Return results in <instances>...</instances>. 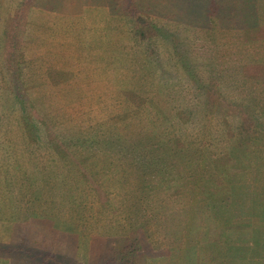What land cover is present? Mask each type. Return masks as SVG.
<instances>
[{"label":"rangeland","instance_id":"rangeland-1","mask_svg":"<svg viewBox=\"0 0 264 264\" xmlns=\"http://www.w3.org/2000/svg\"><path fill=\"white\" fill-rule=\"evenodd\" d=\"M20 2L0 0V67L6 56L5 21L15 14ZM39 4L29 8L22 20L25 85L30 87L34 100H44L40 105L46 111L37 106L49 123L65 131H83V135L71 137L69 144L83 160L86 173L92 174L109 193L116 218L129 225L130 221L120 213V205L139 184L140 191L158 184L153 177L144 180L138 174L139 167L118 153H124L121 147L128 145L125 139L116 136L103 146L89 140L93 137L91 130H101L105 136L107 126L113 123L119 132V127L130 119L124 117L123 109L145 103L132 92H140L142 97L145 92L156 104L150 108L163 112L162 116L153 115L154 122L141 116L143 120L136 124L141 132L156 135L149 141L150 150L159 151L153 144L165 139L161 135L169 132L172 139L179 134L183 138L174 141V145L182 147L194 142L206 152L200 162H183L187 171L205 169L219 173L229 168L225 151L232 149L235 159L241 155L245 160L246 184L255 183L256 191H264V143L249 139L237 116L208 110V91L202 86L214 82L210 85L229 101L241 104L264 121V41L250 42L244 38L243 30L211 26L210 22L179 27L159 17L160 7L153 4V18L170 26V35L157 37L152 54L146 43L139 44L132 38L126 19L109 14L108 0H42ZM147 69L152 73L150 77L144 72ZM1 84L0 80V241L8 242L16 235L25 244L43 241L55 231L51 222L56 217L60 218V226L73 224L79 230L85 226L89 238H99L93 240L97 247L102 244V236L121 234V227L109 228L110 215L105 213L113 211L103 212L97 203L92 204L95 198L86 180L77 176L79 169L72 161L65 168L54 148L30 141L29 132L16 117L21 114L20 107H15ZM129 111L126 115L133 120L141 115L139 110ZM165 113L167 117L163 118ZM255 152L259 153L258 158ZM252 176L256 179L253 182ZM168 197L153 200L157 206L152 207V215L167 212L166 203L168 209H186L185 199ZM174 224L164 221L152 227L151 249L163 253L168 250V254L142 258L140 264H174L172 256L182 250L181 242H174L178 229ZM184 231L181 228L182 235ZM260 235L263 241L264 236ZM182 242L187 244L186 238ZM225 245L217 254V262L222 264L228 261L230 250ZM51 250L61 254L57 247ZM201 250L204 264H211V251L205 247ZM249 254L254 257L250 264H264L262 244ZM1 256L9 260L14 257Z\"/></svg>","mask_w":264,"mask_h":264},{"label":"trees","instance_id":"trees-1","mask_svg":"<svg viewBox=\"0 0 264 264\" xmlns=\"http://www.w3.org/2000/svg\"><path fill=\"white\" fill-rule=\"evenodd\" d=\"M41 1L21 0L15 14L6 18L3 31L6 56L4 66L0 67L1 83L4 91L11 95L15 107H20L21 114L16 117L22 121L25 130L27 129L29 132L32 139L30 141L54 148L65 168H69L68 163L71 160L74 166L79 169L77 176L86 180L88 190L95 198L92 204L97 203L103 212L105 210L106 212L113 211V213H105L107 216L110 215L111 226L109 225V228L117 230L118 227H121L122 230L121 234L108 233L102 236V244L97 247L93 240L96 241L99 238L96 236L89 238L85 226H82V230L77 229L73 224L60 226L58 220L60 218L56 217V220L51 222L55 231L50 236H46L43 241L38 240V242L25 244L21 242L19 235L14 236L8 242L0 241V261L3 260V264H26L21 259L37 264H140L142 258L156 257L155 255L161 257L168 254V250L163 253V251L151 249L153 245L151 241L153 240L152 227L164 224V221H167L168 225L174 221V225L178 227L175 238L173 235L174 242H181L182 250L178 255L172 256V263L204 264L205 257H203L201 249L205 247L211 251L213 260L211 264H222L217 262L221 243L219 241L229 248L232 245L225 235V227L233 223L234 216L230 206L231 191L236 185H245L248 181L245 160L241 159L243 156L238 155L235 159L230 152L232 149H228L225 151V158L231 167L229 166L227 170L219 173L205 169L187 171L183 162H200L202 158L206 157V152L201 145L194 142L182 147L174 145V141L183 137L178 134L170 139L169 132L161 135L165 138L162 139L163 141L153 144L159 151L150 150L149 141L156 135L141 132L142 130L136 128V124L139 120H143L140 119L141 116L149 117L154 122L153 115L162 116L163 112L161 113L156 107L150 108L156 104L154 100L146 97L145 92L142 93L144 98L140 92H132L131 94L136 97L140 96L141 99L138 100L145 103L123 109L124 117L130 119L119 127V132L116 124L113 123L107 126L105 136L101 130H91L93 137L89 139L98 146L111 143L112 138H117L116 136L125 139L128 145L121 147L124 149V153H118L125 160H129L139 167L138 174L144 180H149L150 177L157 179L158 184L147 189L138 190L140 184L134 187V191L120 205V213L124 215L125 220L130 221L129 225H125L126 221L116 218L109 193L103 189L101 183L92 174L86 173L82 167L83 160L76 156L71 149L69 139L75 135H83V131L79 129L65 131L57 125L49 123L46 115L39 109L44 100L39 102L34 100L29 91L30 87L25 85L22 75V39L24 37L22 20L26 11L31 7L39 6ZM108 2L109 14L126 19L130 24L132 38H135L139 44L149 45L145 46L152 54L156 51L153 45L154 42L157 43V37L170 35L168 34L170 30L167 28L170 26L163 25L153 18V11L150 10V6L153 4L160 7L161 15L159 17L167 18L176 26L195 27L198 26L197 24L205 22L204 25H207L210 22L211 26L236 27V29L243 30L244 38L249 39L250 42L264 41V0H108ZM141 71L143 72V70ZM144 72L147 77L152 74L148 69ZM210 84L213 85L214 82L202 84L203 89L208 91V110L217 112L219 115L237 116L241 120V129L248 138L258 144L264 143V121L241 104L237 105L233 101H229ZM145 90L147 89L143 91ZM41 108L46 111L43 105ZM129 110H139L141 115L138 114V118L133 120L131 115H126L131 112ZM166 113L163 118L167 117ZM255 153L258 158L259 153ZM68 172L72 174L71 169ZM74 173L77 174V171ZM255 180L253 177L252 181ZM259 193L264 195V191L260 190ZM173 195L185 199L183 208L186 209L183 211L175 208L168 209L169 204L166 203L167 212L164 210L161 215L158 213L162 219L160 216L151 214L153 213L152 207L157 206L153 200ZM48 217L47 219H50ZM181 228L185 230L183 235ZM169 230L170 227H168V236L171 233ZM214 233L219 236L218 239L213 238ZM261 233L263 237L264 228ZM183 237L186 238L187 244L182 242ZM52 247L60 249L61 254H55L51 250ZM1 254L13 255L14 257L10 260L14 262L12 263ZM15 260L19 262H15Z\"/></svg>","mask_w":264,"mask_h":264},{"label":"crops","instance_id":"crops-1","mask_svg":"<svg viewBox=\"0 0 264 264\" xmlns=\"http://www.w3.org/2000/svg\"><path fill=\"white\" fill-rule=\"evenodd\" d=\"M230 206L234 215L233 223L225 227V235L232 245L228 252V261L224 260V262L250 264L252 259L254 261V257L252 258L249 253L253 248L264 243V240L260 239V232L264 228V195L256 191L253 183L236 185L231 191ZM232 233L240 236L237 237ZM213 238L218 239L219 236L214 233ZM221 245L223 244L220 243L219 248Z\"/></svg>","mask_w":264,"mask_h":264}]
</instances>
